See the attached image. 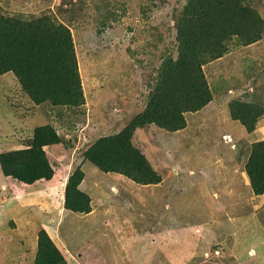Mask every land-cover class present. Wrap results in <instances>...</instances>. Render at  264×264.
Returning a JSON list of instances; mask_svg holds the SVG:
<instances>
[{
    "label": "rangeland",
    "instance_id": "obj_1",
    "mask_svg": "<svg viewBox=\"0 0 264 264\" xmlns=\"http://www.w3.org/2000/svg\"><path fill=\"white\" fill-rule=\"evenodd\" d=\"M185 2L0 0L4 13L49 14L69 27L85 97L78 106L35 104L13 73L0 75V152L28 146L36 126L60 137L44 147L51 178L18 195L0 170V264H34L41 229L69 264H264V195L250 191L244 170L252 142L264 139V114L248 132L229 107L237 98L264 107V30L249 44L231 38L202 66L212 97L184 114L181 130L148 123L133 131L162 182L141 185L83 155L144 108L162 61L176 56ZM251 3L264 20V0ZM79 167L94 213L64 207Z\"/></svg>",
    "mask_w": 264,
    "mask_h": 264
},
{
    "label": "trees",
    "instance_id": "obj_2",
    "mask_svg": "<svg viewBox=\"0 0 264 264\" xmlns=\"http://www.w3.org/2000/svg\"><path fill=\"white\" fill-rule=\"evenodd\" d=\"M263 30L264 20L251 0H186L176 19V56L162 61L144 108L119 132L100 136L84 152L85 159L103 172L122 174L141 185L158 183L161 175L131 142L133 131L148 123L170 131L183 128L184 114L202 108L212 97L202 66L222 56L231 38L249 44L260 39ZM7 72L35 104L84 103L70 29L49 14L23 17L0 10V75ZM229 107L231 117L248 132L264 114V107L238 98ZM59 141L49 124L36 126L28 146L0 152V170L11 182L49 179L53 170L44 147ZM244 170L252 192L264 194V139L252 142ZM83 177L80 167L68 176L64 207L70 211L91 210L90 196L79 187ZM33 262L69 264L44 229L38 232Z\"/></svg>",
    "mask_w": 264,
    "mask_h": 264
},
{
    "label": "crops",
    "instance_id": "obj_3",
    "mask_svg": "<svg viewBox=\"0 0 264 264\" xmlns=\"http://www.w3.org/2000/svg\"><path fill=\"white\" fill-rule=\"evenodd\" d=\"M181 130V129H180ZM177 131H179V130H177ZM182 173V172H181ZM198 174H199V177H203V176H205V175H202V174H200V171L198 170ZM180 176H181V174H180ZM179 176V177H180ZM41 180V179H40ZM40 180H37V181H40ZM162 177H161V180L157 183V184H159L160 182H162ZM37 181H35L34 183H31V184H29V183H23V182H17L16 183V185L14 186L15 187V189H14V191L15 192H17L18 193V195H20L21 193H22V190L23 191H26L28 188H31V187H33L34 185H36L35 183L37 182ZM11 183V182H10ZM22 184H26V185H30V186H22ZM248 184H249V181H248ZM151 185V184H150ZM250 185V184H249ZM9 187H11V188H13V186H9ZM250 191H252V189H251V186H250ZM19 190V191H18ZM261 195H264V194H261ZM261 195H256V197H258V196H261ZM19 197V196H18ZM65 210L66 211H69L68 209H66L65 208ZM93 211L92 210H90V212L88 213V214H90V213H92ZM94 213V212H93ZM157 226L159 225V223H157L156 224ZM160 228L161 229H163V230H165L164 229V227H162V226H160ZM168 231H170V232H172V230H169L168 229ZM174 231V230H173ZM178 231H179V229H178ZM163 234V233H162ZM81 252H77L78 253V256H80V257H83V250H80ZM94 264H98V262H93Z\"/></svg>",
    "mask_w": 264,
    "mask_h": 264
}]
</instances>
